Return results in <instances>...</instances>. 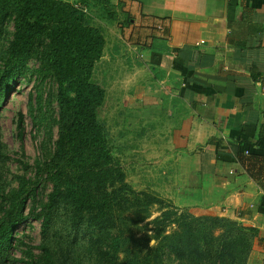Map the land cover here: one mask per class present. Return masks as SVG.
<instances>
[{
  "label": "trees",
  "instance_id": "trees-1",
  "mask_svg": "<svg viewBox=\"0 0 264 264\" xmlns=\"http://www.w3.org/2000/svg\"><path fill=\"white\" fill-rule=\"evenodd\" d=\"M81 2L94 5L93 0ZM107 11L110 18L115 16L113 10ZM91 18L81 6L65 0H0V102L19 77L50 79L58 112L49 122L50 98L44 100L36 85L35 97L31 94L29 101L32 121L57 128L53 145L44 143L35 164L36 179L45 174L51 183L45 198L38 197L35 182L23 177L14 187L2 182V163L8 155L0 141V264H173L163 259L166 247L178 257L175 264H246L255 229L224 217L167 208L152 221L158 228L154 237L177 223L173 239L161 236L159 246L142 256L124 247L120 230L111 232L115 209L123 208L136 193L112 155L99 120L106 90L93 80V72L106 40ZM17 116L21 133L23 113ZM145 196V203H161L151 194ZM29 218L41 221V241L36 246L27 235L16 234ZM59 222L63 230L54 229ZM96 227L105 229L93 237ZM215 227L221 229L217 235ZM58 232L62 239L56 237ZM83 232L89 234L84 238Z\"/></svg>",
  "mask_w": 264,
  "mask_h": 264
},
{
  "label": "crops",
  "instance_id": "crops-1",
  "mask_svg": "<svg viewBox=\"0 0 264 264\" xmlns=\"http://www.w3.org/2000/svg\"><path fill=\"white\" fill-rule=\"evenodd\" d=\"M124 1L126 98L161 124V192L255 229L247 264H264V0Z\"/></svg>",
  "mask_w": 264,
  "mask_h": 264
},
{
  "label": "rangeland",
  "instance_id": "rangeland-1",
  "mask_svg": "<svg viewBox=\"0 0 264 264\" xmlns=\"http://www.w3.org/2000/svg\"><path fill=\"white\" fill-rule=\"evenodd\" d=\"M65 1L81 6L92 17L91 22L100 27L105 36L104 52L95 64L93 72V80L106 90L105 102L100 107L99 120L105 126L112 155L118 158L126 173V182L136 193L131 195L133 197L123 208L115 209L111 232L114 234L120 230L125 238L122 240L125 242L124 247L129 248L133 254L142 256L150 248L159 246L161 236L167 234L173 239L172 232L178 226L177 223L167 225L164 234L154 237L158 229L152 223L154 218L161 215L167 208L178 212L183 210L191 212L177 208L169 201L166 193L161 192V124H152L148 114L138 109L140 104L131 105L126 98L127 90H131L129 78L133 74V69L124 62L125 57H129V54L133 55L134 49L131 48V43L127 39L130 23L127 25V16L123 11L125 1L110 0V3L106 4L102 0H93V7L86 6L81 0ZM107 10H113L115 16L110 18ZM7 26L10 31L13 30L12 22H9ZM114 44H117V48L126 54L119 52L120 54L112 55ZM119 55L121 58L118 60ZM36 85L42 90L44 100L50 98L47 108L49 122L57 117L54 82L50 79L39 81L36 77L30 79L19 77L11 82L9 93L0 102V141L8 155V159L2 163L4 178L1 176V180L9 187L16 186L20 177L28 182H35L34 187L41 199L46 197L52 187L46 180L45 174H41L38 180L36 179V159L41 157V149L45 142L49 146L53 145L57 138V128L54 124L36 125L32 121L29 101L31 94L33 99L35 97ZM19 111L23 113L24 121L21 133L17 124ZM149 194L157 197L161 203H145V195ZM134 196H138L139 199H135ZM30 205L29 199L27 210ZM53 227L63 230L61 222L53 224ZM104 229V227L94 228L93 237L100 235ZM215 229V234H219L221 229L219 227ZM16 234L27 235L34 246L38 245L41 241V221L29 218L27 223L17 228ZM88 234L89 232H83L81 235L85 238ZM63 236V233L59 232L56 235L60 239ZM50 237L55 238L53 234ZM150 241L155 243L150 245ZM13 251L20 257L18 249ZM37 251L35 249V252ZM123 255L121 253L122 257ZM162 256L165 261H173V264L178 261V257L167 247L163 249Z\"/></svg>",
  "mask_w": 264,
  "mask_h": 264
},
{
  "label": "clouds",
  "instance_id": "clouds-1",
  "mask_svg": "<svg viewBox=\"0 0 264 264\" xmlns=\"http://www.w3.org/2000/svg\"><path fill=\"white\" fill-rule=\"evenodd\" d=\"M154 243H155V241H150V245H151V244H154Z\"/></svg>",
  "mask_w": 264,
  "mask_h": 264
}]
</instances>
